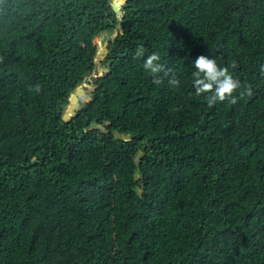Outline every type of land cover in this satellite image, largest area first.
<instances>
[{
    "label": "trees",
    "instance_id": "trees-1",
    "mask_svg": "<svg viewBox=\"0 0 264 264\" xmlns=\"http://www.w3.org/2000/svg\"><path fill=\"white\" fill-rule=\"evenodd\" d=\"M111 4L0 0V264H264V0ZM200 55L236 104L195 95Z\"/></svg>",
    "mask_w": 264,
    "mask_h": 264
},
{
    "label": "clouds",
    "instance_id": "clouds-1",
    "mask_svg": "<svg viewBox=\"0 0 264 264\" xmlns=\"http://www.w3.org/2000/svg\"><path fill=\"white\" fill-rule=\"evenodd\" d=\"M101 38L99 40H101ZM100 48L101 46L99 47V49ZM145 54V47L143 45H140L135 49L134 58L144 57ZM160 59L161 57L159 56V54L153 52L152 54L147 55V58L143 61L144 70L152 74L154 83L156 84L162 83V79L158 75L159 73L164 72V75L168 76L171 72V69L165 71L164 65L159 63ZM232 67L234 68L236 67V65L233 64ZM260 71L262 74H264V66L261 67ZM191 77L195 95L201 96L208 94L207 101L209 103V106H212L218 102L222 103L225 101L233 105L237 103V97L234 95V93H236L237 90L241 88V83L238 79L234 78L232 74H230L227 67L222 68L218 66L216 60L205 55L198 56L193 61V71L191 73ZM168 84L173 87H177L179 86L180 81L176 78L175 74H172L171 78L168 80ZM35 91L39 93L40 87L36 86ZM245 94H252L251 87H248L246 90L241 91L240 97L242 98ZM69 107L70 102L62 117L63 120L68 121L73 116V112L71 113L72 116L68 115L70 114L67 111ZM65 115H68L67 118H64Z\"/></svg>",
    "mask_w": 264,
    "mask_h": 264
},
{
    "label": "water",
    "instance_id": "water-1",
    "mask_svg": "<svg viewBox=\"0 0 264 264\" xmlns=\"http://www.w3.org/2000/svg\"><path fill=\"white\" fill-rule=\"evenodd\" d=\"M124 3V0H113L112 4H111V8L114 12L117 13L118 16H120V12L118 11L120 6ZM121 23V19L119 20V24ZM108 42V39L106 37V35H103L101 40H100V46L101 48L98 51V57L96 58V62H98L101 59V55L103 54V52H105V43ZM104 72H106L105 69H99L97 67H94L93 71L91 72V75L89 77H85L83 79V85L81 87H79L74 94L71 95L70 97V107L68 108V113H72L76 103H77V99L78 96L83 93V91H85L89 85L91 84V82H94L96 79H98ZM68 115H65L64 118H67Z\"/></svg>",
    "mask_w": 264,
    "mask_h": 264
},
{
    "label": "rangeland",
    "instance_id": "rangeland-1",
    "mask_svg": "<svg viewBox=\"0 0 264 264\" xmlns=\"http://www.w3.org/2000/svg\"><path fill=\"white\" fill-rule=\"evenodd\" d=\"M96 41V43L98 44V47H100V40L99 39H96L95 40ZM97 68H99V67H97ZM100 69V68H99ZM87 77H89V76H87ZM83 85V80H82V82L80 83V86L79 87H81ZM81 97H83V93H81L79 96H78V99L79 98H81ZM77 99V100H78ZM83 100L86 102V101H88L89 100V97L88 96H84L83 97ZM70 102V101H69ZM69 116H72V114H68ZM69 119V118H68ZM64 121H67V120H64Z\"/></svg>",
    "mask_w": 264,
    "mask_h": 264
}]
</instances>
